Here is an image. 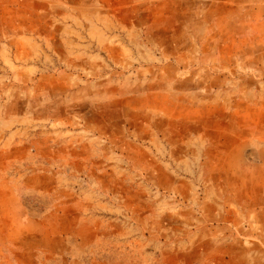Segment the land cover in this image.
Returning a JSON list of instances; mask_svg holds the SVG:
<instances>
[{
	"label": "rangeland",
	"instance_id": "obj_1",
	"mask_svg": "<svg viewBox=\"0 0 264 264\" xmlns=\"http://www.w3.org/2000/svg\"><path fill=\"white\" fill-rule=\"evenodd\" d=\"M261 29L0 0V264H264Z\"/></svg>",
	"mask_w": 264,
	"mask_h": 264
},
{
	"label": "crops",
	"instance_id": "obj_2",
	"mask_svg": "<svg viewBox=\"0 0 264 264\" xmlns=\"http://www.w3.org/2000/svg\"><path fill=\"white\" fill-rule=\"evenodd\" d=\"M207 21L211 25L262 28L259 35L264 36V0H207Z\"/></svg>",
	"mask_w": 264,
	"mask_h": 264
}]
</instances>
